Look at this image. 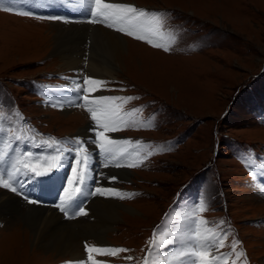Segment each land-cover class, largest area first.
<instances>
[{
	"label": "rangeland",
	"instance_id": "374dc122",
	"mask_svg": "<svg viewBox=\"0 0 264 264\" xmlns=\"http://www.w3.org/2000/svg\"><path fill=\"white\" fill-rule=\"evenodd\" d=\"M124 1L149 12L167 14L157 20L146 19L148 26L156 30L150 38L167 46L168 51L113 29L126 38L127 54L117 77L106 78L102 91L105 95L135 98L119 100L122 116L117 126L119 135H124L119 140L132 143L113 147L118 156L125 145L132 159L128 161L125 155L122 164L138 166L104 167V157L96 144L89 142L83 147L91 153V168H95L91 174L94 184L90 188L94 190L98 186L97 174L112 176L114 171L125 169L129 171L128 178L109 183L100 177V182L136 195L124 199L113 197L134 211H121L119 220L104 235L108 247L131 251L116 256L93 255L123 264H147L148 261L158 264L156 257L151 260L152 254L141 255L142 249L148 235L152 236L155 221L179 198L181 201L168 209L162 222L167 217L174 219L183 215L192 227V240V223L199 229L212 220L213 228L221 229L215 239L217 254L227 259V264H264V188H258L261 186L258 168L264 164V0ZM30 4L34 5L31 0L24 5L18 0H0V155L9 161L2 152L10 144L12 150L8 152L12 154L13 148L21 154L25 150L32 153L30 146L37 141L41 148L33 154L41 159L36 160L35 156L32 159L39 168H47L44 159L48 158L51 163L50 157L57 154L55 149H64L63 155L68 160L64 166L67 184L71 166L75 164L73 155L67 153L70 145H57L51 140L77 138L78 134L87 141L93 135L91 131L90 136L77 132L88 123L92 128L95 122L91 123V114L80 102L62 105L71 99L74 91L68 99L67 92L77 88L72 85L81 73L61 68L59 55L52 52V45L48 46L55 28L52 22L56 20L47 17L57 16L48 14L56 5L39 10L30 9ZM5 7L26 8L33 15H18L5 11ZM143 49L150 54L144 56ZM55 89L63 92L64 95L59 94L65 96L63 100L53 92ZM138 140L143 143L137 145ZM48 146L53 152L45 151ZM149 151L153 155L147 156ZM84 157L85 151L81 150V160ZM83 169L81 164L79 170ZM54 197L47 199L52 203ZM93 198L84 204L90 216L92 211L88 207ZM20 201L18 206H24L23 211L0 208V264H65L73 259L27 242L23 222L30 210L28 203L21 198ZM182 202L188 204L187 215L192 219L185 215ZM86 217L64 216L71 221L84 253L85 242L96 246L90 232L78 222ZM162 222L153 232L154 241ZM210 230L217 232L207 226L201 233ZM169 234L172 241L169 246L174 248L176 232L171 229ZM239 239L242 242L234 249L233 243ZM189 245L185 242L183 246ZM149 250L152 251V246ZM215 250L211 246L207 256L216 253ZM241 250L245 256L237 259L236 252ZM180 251L176 254H181ZM127 256L134 259L129 261L125 259ZM144 256L149 257L144 259ZM181 256L182 260L186 259ZM187 264H191L190 260Z\"/></svg>",
	"mask_w": 264,
	"mask_h": 264
},
{
	"label": "bare ground",
	"instance_id": "6f19581e",
	"mask_svg": "<svg viewBox=\"0 0 264 264\" xmlns=\"http://www.w3.org/2000/svg\"><path fill=\"white\" fill-rule=\"evenodd\" d=\"M33 1L34 0H31V3H33L36 8L40 9L55 4L53 3V0H35V2ZM109 1L128 4L124 0ZM68 7V5H66L65 7L59 6L58 8H55V11H51L52 13L57 14V17H62L66 20H72V22L70 21V23L64 22V20H56L52 22L55 28L54 33H52L49 38L50 42L48 43V46L52 45V52H56L57 55H59L58 59H60V61L62 62L61 68H63L64 70L74 69L75 71L80 72L81 76L78 77L79 79H81L86 74L91 78L99 79L102 81H104L106 78L114 79L115 77H117L118 70L123 65L122 60L124 58V55L127 54L128 44L126 38L122 36V34L111 28L102 27L101 25H99L100 23L98 25L88 23L87 21L89 18L87 11V0H74L73 8L71 10H68ZM77 7L82 8V10H77ZM67 10L70 11L71 14ZM137 23L145 28L149 27L146 18H141V20ZM87 38H89V41L86 40ZM43 40H45V38ZM64 40L67 44L63 43ZM143 50L142 51L144 52V56H146V54L148 53L150 54V52H147L146 49ZM84 72L86 74H84ZM102 89V85L97 86V91L94 92V99L105 96V93L102 91ZM58 93H62L63 95V92ZM68 95L70 94H67L66 97ZM67 102L68 101L63 104L65 105V107H67L68 105ZM104 104L108 109L111 108L110 100L104 101ZM90 129L91 126L88 123L84 127L79 128L77 133H88V135L90 136ZM105 135L111 139L119 140V137L116 136L117 134L114 135L112 134V132H106ZM17 162L19 163V160H17ZM112 175L119 176L120 179H125L129 177V171L125 169L118 171L116 170L112 173ZM91 180H89L87 185L90 186L93 183ZM99 184H102L104 187L109 186V184L107 185L105 181L102 183L100 182ZM45 187L46 189H49V191H53L54 194L58 193L56 185L55 187L48 185H46ZM83 190L85 192L89 191L85 186H83ZM53 193L47 194V196L44 197L45 200L42 206H30L27 204L30 212L28 211L29 213L24 216L25 219L23 222V224L25 223L26 227L24 228V232H26V234L28 235L26 240L33 247L37 246L42 250H51L61 255L67 254L71 258L76 259V261H83L85 253L82 251L81 246L78 242V235L75 233L71 221L65 219L64 216L61 215L59 208L57 207V205L61 202V197L64 196V191L62 192V194L60 193L59 196H55L54 201L50 203V200L49 198L47 199V197L53 196ZM90 197L92 196H89L86 199L85 197H83L84 202L88 201ZM81 198L82 196L80 197V200ZM177 201L178 200L176 199V201L173 202L170 208H172V206L177 203ZM20 203V198L17 195L6 191V189L0 190V208H4L5 211H11L10 209L12 207L14 209L23 211L24 206H18ZM89 208H91L90 212L92 211L91 216L88 215V217H86L85 219H81L78 222L82 227L90 232V235L93 237L94 243L96 244V246L100 247H108L109 244L106 241L104 235L108 230L112 229V224L119 220L120 214L123 213L121 211H134L129 206L119 202V200H117L116 198L113 199V197H101L99 195H96L95 198L92 199L91 205L88 207V209ZM172 211L174 213V209ZM170 215L172 216V212ZM164 216L162 217L158 225L155 226V228L159 227V224L164 219ZM155 228H153V232ZM171 229L176 232V236H173L174 240L176 241V245L174 248L169 246V244L172 242L169 240V233ZM165 231L167 232L165 233ZM191 232L192 227L190 226V222L187 218H183V215L174 216V219L172 217H167V220H164L159 230L156 231L154 238L155 241L151 240V243L153 244L151 245V253L152 255H155L157 257V263L187 264V258L184 260H182L183 258H178V254H176V252L179 253L180 248L184 245L185 242L190 244L193 242L192 240L195 239V237H193L191 240ZM214 235L215 234L212 233L211 230L204 232L203 240L205 242L211 239L213 240ZM171 239L173 240L172 236ZM212 240L210 241L211 243H213ZM165 250L168 252H166ZM210 255L212 256V259L210 260V262H204V264H227V261L223 256L215 252H211Z\"/></svg>",
	"mask_w": 264,
	"mask_h": 264
},
{
	"label": "snow or ice",
	"instance_id": "6c2138e0",
	"mask_svg": "<svg viewBox=\"0 0 264 264\" xmlns=\"http://www.w3.org/2000/svg\"><path fill=\"white\" fill-rule=\"evenodd\" d=\"M28 0H18V3L25 4ZM67 2H72V0H67ZM88 4V23L96 24L101 23L105 24L109 28H115V30L124 33L128 36L134 37L137 40H146L147 43L154 47H163L165 51H168V47L161 45L159 43H154L153 39L150 37L155 33V29L148 27L145 28L137 22L141 20V18L151 17L153 20H157L159 17L166 16V13H158V12H149L146 9L138 8L134 5L120 3V2H105V0H87ZM5 11L15 12L18 15L22 16H31L33 13L30 10H25L23 8L16 7H5ZM47 19L51 20H64V22H70L62 17H47ZM117 25H123L117 27ZM106 82L94 79L88 76H83L81 80L76 81L77 88V99L82 100L84 102V106L87 111L91 114V120L95 122L94 126L90 129L93 133L92 136L88 138L87 141L82 138H69L66 140H55L54 143L59 144H68L70 145L69 149H67V153H71L73 155V159L75 160V164L71 166V178L67 179L68 187L64 188V196L61 197L60 204L57 205L59 210L64 213L66 218H75L78 216H88L89 213L84 206L83 201L80 200V197L83 196L85 199L89 196L99 195L101 197H116L119 199H124L125 197L131 198L135 193H123L120 190L114 187H104L99 186L100 177L106 178L109 183L118 181L119 177L116 175L108 176L106 173H99L95 177L96 184L98 186L94 187V190L85 192L83 190V186L89 182V180L93 179L90 176L92 172L91 164L89 162V158L91 153H88L86 149H84V144L93 143L96 144L99 150V153L103 155L104 167L115 166V167H133L138 165L132 164H122V160L125 159V153H119V156L116 155L115 149L113 146L119 144H130L132 141L130 140H118L111 139L105 135V132H115L117 131L118 121H120L121 117L118 113L114 111H110L104 104V101L108 100H120V99H135L133 97H116V96H101L95 100H89V94L97 91V86L104 85ZM54 106V105H50ZM62 107V106H61ZM102 129V130H98ZM51 139V138H50ZM137 145L142 144V141H135ZM50 147V146H49ZM81 150L85 151V157L83 160L80 158ZM56 155L50 157L51 163H49V159L45 158L44 163L47 164V171H40L39 165L29 166L27 163L24 164V168L27 171L21 172L17 169L16 173L0 172V187L4 189H9L13 193L23 194V189L27 183L33 182L36 178L50 176L55 170H58L64 167L63 164V154H66V150L57 148ZM28 156H35L36 160H40L41 157L39 155L33 153H27ZM153 155V152L149 151L147 156ZM147 157H145L146 159ZM81 164L84 165L86 171L79 170ZM6 176V178H5ZM28 203H37L38 201L32 200L29 197H24ZM203 210V209H201ZM240 244V241L236 240L233 243V248L235 249L236 245ZM85 250L88 253V260L91 261V264H97V261L93 259V253L107 255V256H116L119 253L129 252L130 249L125 248H117V247H100V246H89L87 242H85ZM200 258L201 264L207 259V253L204 251H196L193 253ZM237 259L239 257L245 256L243 250L236 254ZM125 259L132 261L134 258L132 256H127ZM75 264H85V261H76Z\"/></svg>",
	"mask_w": 264,
	"mask_h": 264
}]
</instances>
